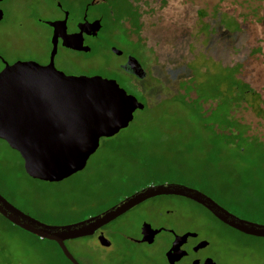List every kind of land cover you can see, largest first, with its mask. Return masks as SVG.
<instances>
[{
  "label": "rangeland",
  "instance_id": "rangeland-1",
  "mask_svg": "<svg viewBox=\"0 0 264 264\" xmlns=\"http://www.w3.org/2000/svg\"><path fill=\"white\" fill-rule=\"evenodd\" d=\"M100 1L90 13L100 10L106 30L89 42L91 52L59 49L55 67L114 80L144 109L127 129L100 141L83 171L57 184L30 179L20 155L0 140V194L58 226L159 182L197 188L220 203H264V0ZM89 3L94 0H8L0 52L46 64L48 23L61 17L59 6L78 19ZM128 56L148 74L144 81L119 69ZM137 207L102 230L111 249L87 237L67 242L69 252L80 264H166L168 234L154 245L125 240L137 238L146 221L197 232L209 243L199 256L217 264H264V239L217 225L191 201L159 197ZM6 227L0 217V264H67L53 244Z\"/></svg>",
  "mask_w": 264,
  "mask_h": 264
},
{
  "label": "water",
  "instance_id": "water-1",
  "mask_svg": "<svg viewBox=\"0 0 264 264\" xmlns=\"http://www.w3.org/2000/svg\"><path fill=\"white\" fill-rule=\"evenodd\" d=\"M54 28L52 51L47 66L35 63H16L0 72V140L16 151L25 174L32 180L57 184L84 170L89 158L96 153L102 139H110L127 129L136 111L144 105L127 94L116 81L99 76H66L55 69L59 38L73 51L90 52L83 47L82 32L59 33V23H48ZM116 54L121 52L113 49ZM124 69L144 79L145 71L134 58H129ZM159 197H179L192 201L226 226L250 237L264 239V225L242 220L219 205L209 196L195 189L161 184L145 187L106 211L85 220L67 225H49L13 206L0 194V215L18 229L42 241L55 243L71 264H79L66 243L93 237L105 226L135 207ZM161 231L150 225L142 226L141 242L152 244ZM176 237L166 254L170 264L180 253L179 246L188 237ZM99 245L110 248L103 233L97 236ZM200 243L196 251L203 248ZM206 264H213L212 261Z\"/></svg>",
  "mask_w": 264,
  "mask_h": 264
},
{
  "label": "flooded vegetation",
  "instance_id": "flooded-vegetation-1",
  "mask_svg": "<svg viewBox=\"0 0 264 264\" xmlns=\"http://www.w3.org/2000/svg\"><path fill=\"white\" fill-rule=\"evenodd\" d=\"M99 2H101V1L100 0H94V3L86 4L85 8L83 9V11L81 13V17L78 18V19L71 17V12L70 11H65L61 6H59L61 17L58 18V19L53 20L52 23H59V27H58L59 33H62L65 30L66 35L72 36V35H76V34H79V33L82 32V41H83L82 44H83V47L90 48L89 42L94 40V39H98L99 35L101 34V32L106 30L105 29V25H104V16L102 14H100V10H98L97 13L94 14V15H91V13H90L91 12V8L94 7L96 5V3H99ZM7 3H8V0H0V24L5 23L6 16H7L5 5ZM48 27L51 29L52 38H53L54 28L50 27L49 25H48ZM51 46H52V39H51ZM59 49L64 50V51L76 52V53H84V54H88V53L91 52V48H90V52H88V53L73 51V50H71V49H69V48H67V47H65L63 45V39H61V38H59V40H58L57 54H58ZM112 50H113L112 48L109 49V51L113 55H115L117 57H122L123 56L122 53L121 54H116ZM57 54H56V57H57ZM12 57L13 58H8V57L4 56L0 52V72L6 67V65L12 66V65H14L16 63H35V64L38 65V61L35 60V59H32V58H22V57H19V56H12ZM131 57L132 56H128L125 59V61L120 65L119 69L122 72H124L125 74L131 76L132 78H135V79L140 80V81H144L147 78V75H148L144 69L143 70L146 73V76H145L144 79H139L136 76H134L130 70H128V69L125 70L124 69V66L128 62V59L131 58ZM132 58H134V57H132ZM49 62H50V56H49V61L46 64L42 65V66H47L49 64ZM138 63L140 64L139 61H138ZM54 66H55V60H54ZM141 67H142V65H141ZM55 69L57 70L56 67H55ZM60 72L64 73L66 76H70V75H67L64 71H60ZM161 184H177V183H174V182L151 183V184L147 185V187L148 186H152V185H161ZM195 189H197V188H195ZM197 190L202 192L205 195H208L207 193H205L202 190H199V189H197ZM175 198H179V197H175ZM210 198H212V197H210ZM180 199H183V198H180ZM192 203H194V202H192ZM216 203L219 205V207L224 208L225 210H227L228 212H230L231 214H233L234 216H236V217H238V218H240L242 220H245V221H248V222H252V223H255V224H261V225L264 224L263 223V219H264V209H263L264 203H219V202H216ZM194 204L197 205L198 207L204 209L202 206H200V205H198L196 203H194ZM13 206H15V205H13ZM15 207H17V206H15ZM111 207H109V208H111ZM136 208H138V207H135L134 209H136ZM134 209H132L131 211H133ZM204 210L206 212H208L206 209H204ZM131 211H129V212H131ZM173 214H174V212L172 210H166L165 211V215L166 216H171ZM209 214L212 216L213 220L215 221V223L217 225H219V226H221L223 228H226L228 230H231V231H233V232H235L237 234H240V235H243V236H247V235H244V234H242V233H240V232H238V231L226 226L225 224H223L220 221H218L211 213H209ZM160 216H161V214H160ZM144 224L150 225L153 230L161 231L159 234H157L155 236L154 241H153L152 244H147V243L141 242V240H142V226ZM107 226L102 228L93 237H96V239H97V236L100 233H102V230H105ZM162 233H166L170 237L169 245H168V248H167V250L165 252V255H164V259H165L166 264H170L168 262L167 258H166V254L171 250V248H172V246L174 244L175 238L177 236L178 237H182V236H184L186 234H194L196 236L195 237H188L187 240H185L184 242H182L180 244V246H179L180 253L177 254L172 259L173 264H206V262H208V261H212L213 264H217V262H215L210 257H200L199 256L201 251H203V250H205L206 248L209 247V243L206 240L200 239L199 238V234L197 232H185V233L179 234V233H177L175 231V229H173V228H171L169 226L154 227L152 224H150V223H148L146 221H142L141 225H140V229H139V236L137 238H130V239L127 238L125 240H126L127 243H130V244L154 245L155 242H156L157 237L160 234H162ZM247 237H250V236H247ZM202 242H206L207 244L203 245V248H201V249L196 251L195 249ZM112 246L113 245L111 243V247ZM111 247L110 248H105V249H111Z\"/></svg>",
  "mask_w": 264,
  "mask_h": 264
},
{
  "label": "trees",
  "instance_id": "trees-1",
  "mask_svg": "<svg viewBox=\"0 0 264 264\" xmlns=\"http://www.w3.org/2000/svg\"><path fill=\"white\" fill-rule=\"evenodd\" d=\"M254 146V145H253ZM256 147H258L257 145H256ZM44 183V182H43ZM48 184H50V183H48ZM2 195V194H1ZM209 195V197H212L210 194H208ZM207 195V196H208ZM3 196V195H2ZM231 196V198H233V199H235L236 200V195H230ZM4 197V196H3ZM5 198V197H4ZM6 199V198H5ZM214 199V198H213ZM7 200V199H6ZM215 200V199H214ZM216 202H218L217 200H215ZM220 203V202H219ZM12 205H14V204H12ZM0 217L2 218V220L4 221V223H6V230H7V232L8 233H10V232H12V231H18V232H20V233H23V234H26L27 236L28 235H30V234H28V233H26V232H24V231H22V230H20V229H18L17 227H15V226H13L12 224H10L8 221H6L1 215H0ZM79 221H82V220H79ZM79 221H77V222H79ZM30 236H32V235H30ZM32 237H34L36 240H38L39 242H44V241H42V240H40V239H38L37 237H35V236H32ZM49 243H51V242H49ZM51 244H53L55 247H56V250L58 251V253L62 256V258L65 260V262L67 263V264H71L64 256H63V254H62V252H61V250L59 249V247L55 244V243H51Z\"/></svg>",
  "mask_w": 264,
  "mask_h": 264
}]
</instances>
